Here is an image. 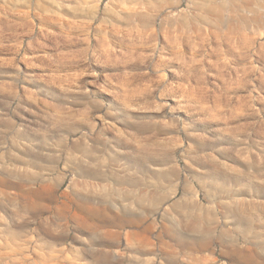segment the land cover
<instances>
[{
  "label": "rangeland",
  "instance_id": "obj_1",
  "mask_svg": "<svg viewBox=\"0 0 264 264\" xmlns=\"http://www.w3.org/2000/svg\"><path fill=\"white\" fill-rule=\"evenodd\" d=\"M0 264H264V0H0Z\"/></svg>",
  "mask_w": 264,
  "mask_h": 264
}]
</instances>
